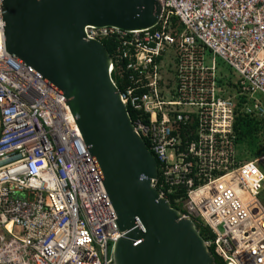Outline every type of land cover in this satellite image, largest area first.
<instances>
[{"label": "built area", "instance_id": "built-area-1", "mask_svg": "<svg viewBox=\"0 0 264 264\" xmlns=\"http://www.w3.org/2000/svg\"><path fill=\"white\" fill-rule=\"evenodd\" d=\"M158 1L152 28L84 35L111 43L153 189L226 264H264V156L240 160L234 131L264 124V0ZM116 220L67 103L5 52L0 12V264H113Z\"/></svg>", "mask_w": 264, "mask_h": 264}, {"label": "water", "instance_id": "water-1", "mask_svg": "<svg viewBox=\"0 0 264 264\" xmlns=\"http://www.w3.org/2000/svg\"><path fill=\"white\" fill-rule=\"evenodd\" d=\"M5 52L67 103L123 237L113 264H213L194 224L160 197L157 165L86 27L125 31L158 22V0H0Z\"/></svg>", "mask_w": 264, "mask_h": 264}, {"label": "trees", "instance_id": "trees-1", "mask_svg": "<svg viewBox=\"0 0 264 264\" xmlns=\"http://www.w3.org/2000/svg\"><path fill=\"white\" fill-rule=\"evenodd\" d=\"M102 45L105 48L107 54L111 57V43L109 41H103ZM122 65L123 63H121V66ZM123 78L125 79V76H123ZM118 89H120V87H118ZM128 115L130 121L134 122L135 115L133 114V112L128 111ZM234 131L237 136V146L239 147L242 145H246V147L249 149L252 159L264 156V148L262 149L260 147L259 139L262 134L264 135V124L262 122L251 119L249 117H240L234 124ZM146 147L148 149L147 145ZM170 206L174 210L178 211V209L173 207L171 203ZM194 226L203 242H209L213 240L214 237L208 228H203L197 224H195ZM208 251L213 259V264H226L224 260L216 253L214 247H209Z\"/></svg>", "mask_w": 264, "mask_h": 264}, {"label": "rangeland", "instance_id": "rangeland-1", "mask_svg": "<svg viewBox=\"0 0 264 264\" xmlns=\"http://www.w3.org/2000/svg\"><path fill=\"white\" fill-rule=\"evenodd\" d=\"M217 64L220 65V68L225 72L228 71L225 66H222L221 62L217 60ZM263 106H264V100L262 101ZM260 147L263 149L264 148V135L262 134L260 137ZM238 156L240 160L242 161H249V160H255L257 158L252 159L251 154L249 152V149L246 147V145H242L238 147ZM261 169L264 171V161L260 163ZM258 203L262 206L264 209V186H263V191L260 192V194L257 197Z\"/></svg>", "mask_w": 264, "mask_h": 264}, {"label": "crops", "instance_id": "crops-1", "mask_svg": "<svg viewBox=\"0 0 264 264\" xmlns=\"http://www.w3.org/2000/svg\"><path fill=\"white\" fill-rule=\"evenodd\" d=\"M228 73V71H226Z\"/></svg>", "mask_w": 264, "mask_h": 264}]
</instances>
